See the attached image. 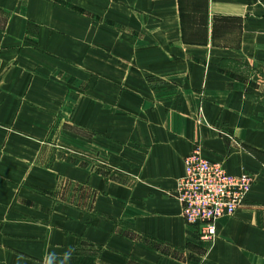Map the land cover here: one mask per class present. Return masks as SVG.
<instances>
[{
  "label": "crops",
  "instance_id": "0c3cea01",
  "mask_svg": "<svg viewBox=\"0 0 264 264\" xmlns=\"http://www.w3.org/2000/svg\"><path fill=\"white\" fill-rule=\"evenodd\" d=\"M193 150L255 179L213 239ZM0 264H264V0H0Z\"/></svg>",
  "mask_w": 264,
  "mask_h": 264
},
{
  "label": "built area",
  "instance_id": "2783aa9c",
  "mask_svg": "<svg viewBox=\"0 0 264 264\" xmlns=\"http://www.w3.org/2000/svg\"><path fill=\"white\" fill-rule=\"evenodd\" d=\"M185 172L177 184L185 222L195 226L203 239L216 236V222L233 216L246 202L255 179L233 176L221 162L207 160L199 150L184 159Z\"/></svg>",
  "mask_w": 264,
  "mask_h": 264
},
{
  "label": "trees",
  "instance_id": "16d2710c",
  "mask_svg": "<svg viewBox=\"0 0 264 264\" xmlns=\"http://www.w3.org/2000/svg\"><path fill=\"white\" fill-rule=\"evenodd\" d=\"M195 7H196V9H197L198 12H200V9L203 10V6H201V4H200L199 1H198L197 4L195 5ZM181 11H182V10H181ZM204 13L206 14V12H204ZM183 19H184V18H183ZM218 20H222V21H224V20H227V19L219 18ZM218 20H217V21H218ZM183 23H184V21H183Z\"/></svg>",
  "mask_w": 264,
  "mask_h": 264
},
{
  "label": "rangeland",
  "instance_id": "374dc122",
  "mask_svg": "<svg viewBox=\"0 0 264 264\" xmlns=\"http://www.w3.org/2000/svg\"><path fill=\"white\" fill-rule=\"evenodd\" d=\"M247 74H249V73L247 72ZM254 75H255L257 78H259V74L254 73Z\"/></svg>",
  "mask_w": 264,
  "mask_h": 264
}]
</instances>
